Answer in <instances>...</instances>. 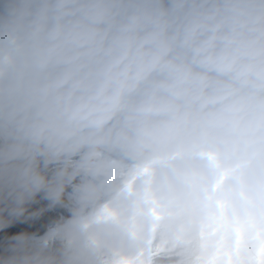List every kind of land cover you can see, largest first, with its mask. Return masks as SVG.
Returning <instances> with one entry per match:
<instances>
[{"label": "clouds", "instance_id": "9594fccd", "mask_svg": "<svg viewBox=\"0 0 264 264\" xmlns=\"http://www.w3.org/2000/svg\"><path fill=\"white\" fill-rule=\"evenodd\" d=\"M0 264H264V0H0Z\"/></svg>", "mask_w": 264, "mask_h": 264}]
</instances>
